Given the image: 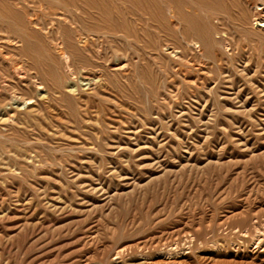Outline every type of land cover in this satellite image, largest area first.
Here are the masks:
<instances>
[{
	"label": "rangeland",
	"instance_id": "rangeland-1",
	"mask_svg": "<svg viewBox=\"0 0 264 264\" xmlns=\"http://www.w3.org/2000/svg\"><path fill=\"white\" fill-rule=\"evenodd\" d=\"M262 1L194 4L210 41L174 18L97 41L71 75L44 51L3 87L0 61V264H264Z\"/></svg>",
	"mask_w": 264,
	"mask_h": 264
},
{
	"label": "bare ground",
	"instance_id": "bare-ground-1",
	"mask_svg": "<svg viewBox=\"0 0 264 264\" xmlns=\"http://www.w3.org/2000/svg\"><path fill=\"white\" fill-rule=\"evenodd\" d=\"M23 1L16 0L8 5L9 2L0 0L1 43L19 45L17 51L21 57L13 58L0 45V61L8 64V71L1 74L3 87L7 86L3 79L6 77L18 82L26 81L32 74L28 73L29 69L35 76L41 71L52 72L54 67L41 61L44 51L52 52L48 56L52 60L57 57L71 75L82 68L79 63L84 64L94 55L92 49L97 41H107L117 35L123 42H137L141 41L140 36H151L154 29L172 35L169 24L173 18L181 36L193 32L204 41H210L209 35L201 27L203 22L193 8L194 4L204 10L223 5L222 0H37L40 5L45 3L47 6H18ZM263 11L264 0L254 5L252 14L253 24L261 28H264ZM126 43V46L132 47L133 54H139V48L134 43ZM97 52L99 55L102 53L100 50ZM93 77H85L88 80L86 84L93 82ZM10 99L14 100L15 97Z\"/></svg>",
	"mask_w": 264,
	"mask_h": 264
}]
</instances>
